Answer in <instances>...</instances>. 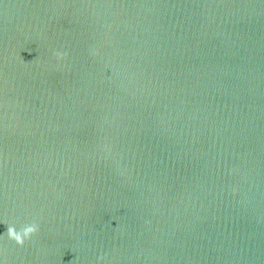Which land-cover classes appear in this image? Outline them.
I'll list each match as a JSON object with an SVG mask.
<instances>
[{"label":"water","instance_id":"obj_1","mask_svg":"<svg viewBox=\"0 0 264 264\" xmlns=\"http://www.w3.org/2000/svg\"><path fill=\"white\" fill-rule=\"evenodd\" d=\"M0 264H264V0H0Z\"/></svg>","mask_w":264,"mask_h":264}]
</instances>
